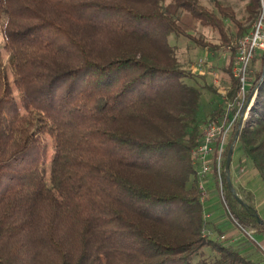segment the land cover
<instances>
[{
    "label": "trees",
    "instance_id": "1",
    "mask_svg": "<svg viewBox=\"0 0 264 264\" xmlns=\"http://www.w3.org/2000/svg\"><path fill=\"white\" fill-rule=\"evenodd\" d=\"M167 1L229 46L223 21L238 22L220 2L218 15L197 0H0V264H264L249 254L262 245L205 218L193 156L202 92L170 43L184 32ZM257 7L247 0L249 18ZM261 53L237 144L264 184ZM238 88L231 77L233 102ZM239 120L212 179L236 229L259 235L264 219L226 181Z\"/></svg>",
    "mask_w": 264,
    "mask_h": 264
},
{
    "label": "rangeland",
    "instance_id": "2",
    "mask_svg": "<svg viewBox=\"0 0 264 264\" xmlns=\"http://www.w3.org/2000/svg\"><path fill=\"white\" fill-rule=\"evenodd\" d=\"M197 1L202 6L216 14H218V11L215 6V2H220L222 5L231 7L238 22L233 23L229 19L223 21L225 34L227 39H229V46L224 48L221 45L222 39L217 30L201 25L188 12L177 11L172 6L168 5V1L166 3L169 9V14L175 15L178 18V24L184 32V35L177 38L171 37L170 43L174 46L176 56L183 68L197 77L196 83L199 85L198 87L202 92L200 117L204 119V123H206L209 121L210 114L214 109H218L219 107L226 109L228 104L231 102L233 103V106L236 104L235 101L233 102L231 98L227 96L231 85V77H233L232 68L237 57L239 40L242 36L251 31L252 24L256 18L257 8L254 16L249 18L245 9L247 0ZM194 40L201 41L210 46H218V48H202L198 46ZM231 48H236V54L232 62L230 73V71H228V64ZM0 52L7 64L8 57L3 49V38L1 32ZM256 54L258 56L262 53L261 51H257ZM255 66L257 68L259 66V62H256ZM207 87L211 89H208ZM13 91L15 92L14 88ZM219 120L222 121V119ZM231 133L232 132H230L228 138H226V146L224 148H226L230 142ZM45 142L47 145L46 162L49 164L52 154L51 139L49 137H45ZM207 160L210 172H208L205 177V199L201 202L205 209V218L221 228L223 231V238L237 241L248 237L250 240L253 239L256 243H258L259 246L262 245V248L260 249H251L249 254L252 261H264V234L252 235V230L245 233L243 232L244 234H242L240 230L236 229V227L232 224L228 216L225 214L218 193V188H216L212 179L213 163L211 161V155ZM200 167L201 163H198V170ZM230 178L233 188L235 191H238V196L245 202L247 201L254 205L258 215L264 219V184H262L257 173L253 169L251 162L242 158L240 147L237 142L233 146L230 163Z\"/></svg>",
    "mask_w": 264,
    "mask_h": 264
},
{
    "label": "built area",
    "instance_id": "3",
    "mask_svg": "<svg viewBox=\"0 0 264 264\" xmlns=\"http://www.w3.org/2000/svg\"><path fill=\"white\" fill-rule=\"evenodd\" d=\"M264 52V0H258L256 18L252 24L249 33L242 36L237 47V57L232 68V75L238 80V92L241 100L236 101L235 106L231 102L226 107V115L221 120H209L201 126V139L193 150V156L197 163H201L198 175L204 182L200 183L201 196L200 201L205 199L204 184L206 183V175L210 172L208 166V158L212 157L213 170L212 174H216L220 178L223 153L226 146V138L232 132L235 119L241 117L242 109L245 108L243 119L247 118L248 107H243L244 96L248 91V80L250 65L252 60L257 56L256 52ZM236 107L235 113L231 110Z\"/></svg>",
    "mask_w": 264,
    "mask_h": 264
},
{
    "label": "water",
    "instance_id": "4",
    "mask_svg": "<svg viewBox=\"0 0 264 264\" xmlns=\"http://www.w3.org/2000/svg\"><path fill=\"white\" fill-rule=\"evenodd\" d=\"M244 111H245V108L241 112V117H240V120H239V123H238V128H237V131H236V134H235V138H234L233 143L231 144V146H230V148L228 150L224 168H225L226 181H227V185H228L229 190L232 192L233 196L236 198V200L240 204H242L244 207H247L248 204L246 202H244L238 196L237 192L233 188V185H232V182H231V178H230V163H231V158H232V153H233V146L237 142V139H238V136H239V132H240V129L242 127Z\"/></svg>",
    "mask_w": 264,
    "mask_h": 264
}]
</instances>
